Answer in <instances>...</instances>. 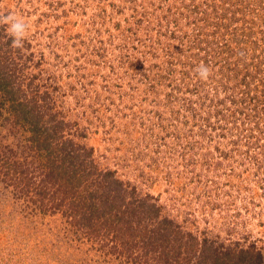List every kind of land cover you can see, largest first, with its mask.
<instances>
[{"label": "rangeland", "instance_id": "374dc122", "mask_svg": "<svg viewBox=\"0 0 264 264\" xmlns=\"http://www.w3.org/2000/svg\"><path fill=\"white\" fill-rule=\"evenodd\" d=\"M9 15L26 32L13 47L0 22V264H264V0Z\"/></svg>", "mask_w": 264, "mask_h": 264}, {"label": "clouds", "instance_id": "9594fccd", "mask_svg": "<svg viewBox=\"0 0 264 264\" xmlns=\"http://www.w3.org/2000/svg\"><path fill=\"white\" fill-rule=\"evenodd\" d=\"M0 22L9 25L7 31L13 37L12 46L21 47L23 42V37L26 32V25L21 21L17 20L12 15L3 17L2 20H0ZM196 72L202 80H207L210 75V69L203 64L197 67Z\"/></svg>", "mask_w": 264, "mask_h": 264}, {"label": "trees", "instance_id": "16d2710c", "mask_svg": "<svg viewBox=\"0 0 264 264\" xmlns=\"http://www.w3.org/2000/svg\"><path fill=\"white\" fill-rule=\"evenodd\" d=\"M117 208H118V209H121V207H120V206H117Z\"/></svg>", "mask_w": 264, "mask_h": 264}]
</instances>
